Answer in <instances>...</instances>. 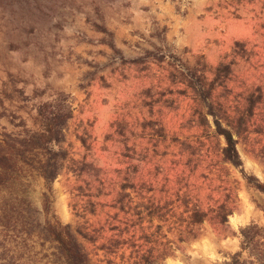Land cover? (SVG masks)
Returning <instances> with one entry per match:
<instances>
[{
  "label": "rangeland",
  "instance_id": "obj_1",
  "mask_svg": "<svg viewBox=\"0 0 264 264\" xmlns=\"http://www.w3.org/2000/svg\"><path fill=\"white\" fill-rule=\"evenodd\" d=\"M198 87L242 165L224 159ZM60 92L69 158L31 197L49 192L97 264H221L241 227L264 225L242 170L264 181V0H0V131ZM32 243L29 264H57Z\"/></svg>",
  "mask_w": 264,
  "mask_h": 264
},
{
  "label": "trees",
  "instance_id": "obj_2",
  "mask_svg": "<svg viewBox=\"0 0 264 264\" xmlns=\"http://www.w3.org/2000/svg\"><path fill=\"white\" fill-rule=\"evenodd\" d=\"M196 90L214 114L217 133L225 138L224 159L242 165L237 133L224 123L212 88L207 93L203 87ZM73 113L70 95L60 92L55 99L37 105L32 125L22 120L0 131V264H29L34 258L33 241L43 247L50 243L57 264H97L73 225L51 214L49 192L44 194L42 207L31 197L33 181L43 178L52 190L65 168L69 158L66 127ZM242 170L246 180L264 192V181ZM42 211L46 212L43 218ZM196 215L205 220L204 213ZM228 218L229 213H223L221 221ZM240 238L241 248L221 264H264V225L250 222L241 227Z\"/></svg>",
  "mask_w": 264,
  "mask_h": 264
},
{
  "label": "crops",
  "instance_id": "obj_3",
  "mask_svg": "<svg viewBox=\"0 0 264 264\" xmlns=\"http://www.w3.org/2000/svg\"><path fill=\"white\" fill-rule=\"evenodd\" d=\"M0 262H1V260H0Z\"/></svg>",
  "mask_w": 264,
  "mask_h": 264
}]
</instances>
